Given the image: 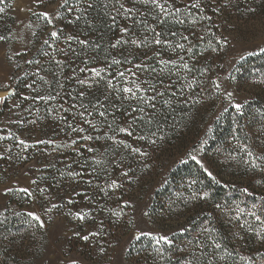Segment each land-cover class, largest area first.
<instances>
[{
	"label": "rangeland",
	"instance_id": "obj_1",
	"mask_svg": "<svg viewBox=\"0 0 264 264\" xmlns=\"http://www.w3.org/2000/svg\"><path fill=\"white\" fill-rule=\"evenodd\" d=\"M160 2L165 4L168 14H173L176 8H180V13L187 20L189 19L181 25L184 36L170 39L168 42L171 45L169 49H173L172 53L182 52L184 47L180 48L179 45L192 43L191 37L197 32H206L208 36L210 34V38H216L221 44L219 50L214 47L215 51L211 48L208 52L201 53L208 61L216 62L213 81L219 82L222 90L231 91L235 102L243 103L244 107L255 100L261 92L263 81L256 77L246 79L242 72L243 64L248 58L264 54L260 51L264 48V0H244L240 3L237 0L227 6L224 0H199L200 9L192 7L194 0H160ZM81 3L79 6H82ZM77 5V0H68L67 4L64 0H44L43 4L36 3L35 0H13L10 6L14 23L9 30L8 39L0 41V96L4 97L0 100V137H4L0 139V220L10 215L11 219L15 218L19 221L22 212H35L44 221L45 227L40 228L38 222L36 224V221L32 220L31 223L26 224L28 227L19 228L8 236L9 246L4 250L5 255L2 260L0 259V264H71L73 260H76L77 264L152 263L155 258L153 254H130L131 247L138 241L134 233L143 231L153 234L143 237L167 235L171 239L187 224L188 218L207 209V201L196 197L175 203L169 212L163 214L154 208L156 194L166 185L173 168L182 161L190 160L189 153L196 155L198 160L202 161L204 168L211 171L221 183L227 182L226 185L234 187L238 184H248L247 181L237 179L235 176L229 177L223 166L217 163L215 166L204 155L205 142L214 124L233 108L223 91L216 90L214 100L200 101L196 107L193 104L185 106L183 109L186 112L176 118V131H172V135H164V138L161 137L162 139L157 141L155 139L146 141L147 146L141 148L142 152L148 154L145 157L137 153L138 155L133 158L131 153L122 149L123 143L127 142L129 137L125 136L127 133L119 132L118 129L126 125L120 122L116 124L112 118H104L102 124H105L106 128L101 135L85 133L87 129L85 115L82 117L80 112L75 113V110H72L74 116L71 119L59 112L50 119L34 124L35 126L30 129L22 128V118L30 114L34 106H39V102L43 100L48 101L53 98L57 100L63 95L62 88L66 80L70 83L74 80L77 84L80 80H85L86 90L89 92L88 95L92 96V101L100 94L103 101L111 95L114 97L115 94H120L118 89L132 87L136 97H131L128 93L129 99L132 102L140 99L143 105L129 102L124 106L128 108L131 106L133 109H153L151 105L155 102L144 99L143 92L151 88L152 81L145 71L152 68L157 59L167 60L160 56L156 47L152 49L138 41L134 46L130 45L129 50L123 55L125 65L120 66L111 78L106 76L113 71L104 69V66L96 67L103 69L101 76L96 78L90 71L93 67H88L87 63L82 64L81 69L84 71L80 70L78 75L66 72V65H62L67 63L65 54L54 59L50 58L55 63L54 66L50 64L51 61L47 63L46 60L36 65L33 60L34 55L45 41L50 40L51 31L59 33V38L54 37L56 40H68V36H73L72 32L65 31L64 27L68 25L71 28V12L79 11L80 7ZM148 6L149 9L157 10L156 13L159 15H165L152 4L149 3ZM44 11L52 14L51 24L40 17L39 14ZM201 14L211 17V24L203 23L200 19L203 17ZM194 18L197 20L195 21ZM131 31V29L127 32L121 31L117 40L130 37L133 34ZM74 32L80 33V29L74 26ZM225 39L228 43L222 46V41ZM65 42L69 46L67 43L69 41ZM188 47L190 51L195 49L191 45ZM241 55L244 56L243 60L240 59ZM153 56L155 58L151 60ZM137 65L141 67L138 68ZM52 67H55L56 71L49 73L47 70ZM121 72L124 73L123 77L119 75ZM103 73L106 75H102ZM23 78L27 81H21ZM109 80L112 81L115 89L108 87ZM152 83L156 84L157 81ZM136 85H139L143 91L136 89ZM9 91H12L11 95H6L5 93ZM193 96L195 95L191 98L194 101ZM67 104L69 101L64 108L70 111ZM83 106L80 105L76 110L88 108L87 103ZM155 107L157 108V105ZM225 108L227 111L224 110ZM80 128L84 131L80 132ZM94 128L100 129L98 126ZM258 130L264 137V125ZM84 136H92L93 139H82L81 137ZM131 139L137 140V142L132 141V144H137L139 147V135H132ZM16 140L25 141L26 147L15 144ZM39 141H52L53 148L46 151L43 149L40 155L30 161H24L20 154L16 159L11 155L5 156L12 153L10 148H13L14 152L17 150L26 152L29 145L38 144ZM73 141L76 143L73 144ZM81 143L86 149L88 148V153L83 157L81 152L77 153ZM90 148L93 151H89ZM44 151L45 153H42ZM71 152L85 159L84 164L86 162L87 166L92 168L87 172V182L102 177L107 183L94 193L76 184L62 191L54 189L50 192L45 188L47 195L43 194L44 191L40 190L44 187L37 185L39 177L45 174L44 170L48 166L57 162L64 164L67 161L70 164L71 159L67 160V156H70ZM222 159L224 161L225 158ZM125 171L128 172V177L122 175ZM78 180L76 177L77 182ZM113 180L121 185L114 193L113 190L107 189ZM8 188L12 191H7ZM22 188H28L32 193L30 203L25 206L19 205L22 197L14 194ZM80 192L83 194L82 197L78 196ZM98 193L102 195L99 196ZM126 200L131 201V207L124 205ZM78 212L86 214V218L78 220L76 218ZM145 212L148 213L147 216L144 215ZM116 213L121 215L117 216ZM94 232H99L100 235L92 236L91 233ZM75 233L80 235L77 236ZM85 235L89 236V240L81 239ZM192 245L188 242L184 243L185 248L182 250L184 255L189 254ZM101 247L105 249L103 253L99 251Z\"/></svg>",
	"mask_w": 264,
	"mask_h": 264
},
{
	"label": "trees",
	"instance_id": "obj_2",
	"mask_svg": "<svg viewBox=\"0 0 264 264\" xmlns=\"http://www.w3.org/2000/svg\"><path fill=\"white\" fill-rule=\"evenodd\" d=\"M12 1L0 0V8H4V12L0 13V35L7 39L14 23V16L10 11ZM241 1L244 0H239V3ZM81 2L82 6H79V3L77 5L80 7L79 11L71 12V28L66 25L64 30L72 32V37L87 40L89 44L85 46L78 43L76 39L70 40V36L68 40H56L51 37L47 43L38 48L34 55L33 60L36 65L46 60L47 63L51 61L50 64L54 66L55 63L50 58L54 59L56 56L65 54L67 63L62 65H66V72L78 75L82 64L87 63L88 67L104 66V69L112 70L113 72H108L109 75L106 76V78H111L120 66L125 65L123 55L129 50L130 45L134 46L132 41L142 42L144 46L152 49L156 47L160 56L167 59L166 61L154 60V67L145 71V74L152 78L150 86L152 89H146L143 92L144 99L155 102L157 108H150V110L145 108L143 112H133L131 106L128 108L124 104L131 102L143 105L142 100L137 99L132 102L128 93L123 92L114 93V97L111 95L103 101L100 94L92 101V96L88 95L89 92L86 90V84L81 86L74 80L71 83L66 80L62 88L63 95L60 98L39 102V106H34V110L22 118L23 129H30L35 126L34 124L37 125L42 120L50 119L59 112L71 119L74 116L72 110H75V113L85 112L86 107L84 110L76 109L87 103L85 118L86 121H91V124H86L85 133L101 135L106 128V125L102 124L104 118H112L116 124L120 122L130 128L134 136L145 137L139 140L138 148L143 149L147 146L146 141L153 139L157 141L162 139L161 137L172 135V131H176V118L186 112L183 109L185 106L193 104L196 107L200 101L214 100L216 88L213 74L216 62L208 61L201 53H206L214 47L219 50L221 44L216 38H210V34L208 36L206 32H197L191 37L192 43L185 44L182 52L172 53L173 49H169L171 45L168 42L170 39L183 37L181 25L189 21L180 12L159 15L156 13L157 10L149 9L150 6L147 7L149 3L145 4L142 0H82ZM89 4L92 7H88ZM121 4L125 9H133V11L130 14L126 13L121 8ZM77 16H80L79 20L76 19ZM202 22L211 24L212 21L205 19ZM74 26L80 29V33L74 32ZM126 27L128 30L131 29L133 34L130 33V37L127 38L122 37L121 43L113 47L112 45L120 38L122 29ZM201 36L203 37L200 38ZM155 39H160L162 43H154ZM65 41H69L67 42L69 46ZM190 45L194 46L193 51L189 50ZM154 58L155 56L151 60ZM113 61H119V63H113ZM185 63L188 64L187 69L183 67ZM47 71L54 73L56 68L52 67ZM242 73L246 79L256 77L262 80L261 92L255 100L245 105L240 113L231 108L220 120L216 121L205 142L204 155L215 166L216 163L223 166L229 177L235 176L237 179L247 181L248 184H238L234 187L226 185L227 182L215 183L204 168L192 159L176 165L170 172L166 185L156 194L154 208L163 214L169 212L175 203L196 197L207 201V209L188 218L187 224L171 238L173 241L171 245L164 243L157 245L154 238L143 237L131 247V255L153 254L154 261L148 264H217L218 262L219 264H264V240L260 238L264 235V223L255 222L254 216L251 215L255 212L264 219V190H262L264 189V137L258 130L261 125H264V54L248 58L243 64ZM102 75L105 76L106 73ZM21 81L24 82L27 79L23 78ZM153 81L157 83L154 84ZM81 93L83 95H80ZM192 95H195L193 96L194 101L191 98ZM153 96L155 100L151 99ZM68 101L70 111L64 108ZM100 112L106 114L100 116ZM133 116L137 117L134 123L132 122ZM92 125L100 129L95 130ZM125 136L129 137V140L123 143L122 149L131 153L134 158L138 154L125 145L130 144L133 148H137V144H132V141L137 142V140L131 139V136L127 134ZM15 144L26 147L17 140ZM52 148L53 145L48 142L32 144L28 146L26 152L19 150L14 152L13 148H10L12 153L5 154V156L11 155L13 159H16L20 154L24 161H30L38 154L40 155L43 149L46 151ZM78 150L77 153L81 152L82 157L88 153V148L82 146V143ZM248 152L253 154L252 157L247 155ZM78 154L71 152L70 156H67V160L71 159L70 164L66 161L64 164L57 162L55 165L48 166L44 170L45 174L39 177L37 185L43 186V190L46 188V191L50 192L54 189L62 191L76 184L82 185L84 190L89 192L99 191L107 181H104L102 177H97L87 182V172L92 168H89L86 162L84 164L85 159H81ZM222 158H225L224 161ZM254 164H258L259 167H254ZM70 173L79 175L73 176L69 175ZM76 177L79 179L78 182ZM251 185L260 187V189L257 190ZM244 188L250 190L245 193ZM107 189L113 190L112 193H114L119 188L108 187ZM46 191L43 194H46ZM203 192H208L210 195L203 198ZM14 194L22 197L20 206L30 203V196L26 193L16 191ZM100 194L97 195L100 196ZM78 196L82 197L83 194L80 192ZM13 201L16 202L14 199ZM241 208L244 209L243 212L239 211ZM19 216V221L15 218L11 219L10 215L0 220L1 260L5 255L4 250L9 246L8 236L19 228L28 227L26 224L32 222V218L26 212H22ZM186 242L193 244V248L189 249V254L184 255L182 250ZM217 244L220 245L219 248L216 247Z\"/></svg>",
	"mask_w": 264,
	"mask_h": 264
},
{
	"label": "snow or ice",
	"instance_id": "obj_3",
	"mask_svg": "<svg viewBox=\"0 0 264 264\" xmlns=\"http://www.w3.org/2000/svg\"><path fill=\"white\" fill-rule=\"evenodd\" d=\"M35 2H36V3H39V4H43V3H44V0H35ZM67 2H68V0H64V3H65V4H67ZM77 2L80 3L81 0H77ZM142 2H143V3H146V4H147V3H150V4H152L155 8L159 9V11H160L161 13H164L165 15L168 14V10H167L165 4H164V3H161L160 0H142ZM231 2H232V0H224V4H225V6H227L228 4H231ZM88 7H92V5L89 4ZM192 7L197 8V9H200V8H201V3L199 2V0H194V3L192 4ZM121 8H122L126 13H129V14L133 11V9H125L124 6H123L122 4H121ZM71 10H72V9H69V11H71ZM219 10H220V9L218 8L217 11H219ZM175 11H176V12H180L181 9H180V8H176ZM249 11H254V10L249 9ZM2 12H4V8H0V13H2ZM81 12H82V10H81ZM39 15H40V17L43 18L47 23H49V24L52 23V21H53V16H52V14H51L50 12H48V11H44V12L40 13ZM76 19L79 20V19H80V16H77ZM200 19H201V20H205V19L210 20L211 17L203 16V17H201ZM113 20H115V17H113ZM194 23H195V21H194ZM122 31L127 32L128 29H127V28H124V29H122ZM50 36L59 38V33H58L57 31H51V32H50ZM6 39H7V37H5V36H3V35H0V41H5ZM69 39H70V40H71V39H76V40L78 41V43H80V44H82V45H85V46H87V45L89 44V42H88L87 40H79V39L76 38V37H69ZM124 42L127 43V41H124ZM45 43H47V41H45ZM119 43H121V41H120V40H117L116 43L113 44L112 46H113V47H116V45L119 44ZM132 43H136V41H132ZM154 43H156V44H161L162 41H161L160 39H155V40H154ZM227 43H228V41H227L226 39L223 40V41H222V46H223V45H226ZM179 47H180V48H183L184 45L181 44V45H179ZM215 50H216V49L213 48V51H215ZM260 51H261V52H264V48H261ZM251 54H252V53H249V55H251ZM240 59L243 60V59H244V56L241 55ZM29 63H31V61H29ZM113 63H119V61H113ZM161 63H164V61H161ZM137 67L139 68V67H141V66H140V65H137ZM183 67H184L185 69H187V68H188V64H187V63L183 64ZM81 71H84V69H81ZM90 71L92 72V74H93L95 77H100V76H101V72L103 71V69H96V68H93V69H91ZM119 75H120L121 77H123V76H124V73L121 72V73H119ZM79 83H81V84H85L86 81H85V80H80ZM107 84H108V87H110V88H114V89H115V86L112 84V81H111V80H109V81L107 82ZM28 87H31V85H28ZM215 88H216L217 92H221V91H223L224 96H225L226 99L228 100L229 104H230V105L236 110V112L240 113V112L242 111V109H243V107H244L243 103L235 102L234 94H233L231 91H227L226 89H223V90H222V89H221V85H220L219 82L215 83ZM136 89H139V90L143 91V89H140V86H139V85H136ZM117 91H118V92H123V93H129V94H131V97H136V92L134 91V89H133L132 87H124V88H122V89H118ZM80 95H83V93H81ZM161 95H162V94H161ZM131 97H130V98H131ZM2 99H4V97H3V96H0V100H2ZM151 99H152V100H155V96L151 97ZM146 102H147V101H146ZM166 103H167V101H166ZM82 107H84V106L82 105ZM101 107H103V105H101ZM151 107L154 108L155 105L152 104ZM224 110L227 111V108H225ZM86 111H87V109L85 108V112H86ZM137 111H139V112H143L144 110H143L142 108H139V109L134 108V109H133V112H137ZM85 112H81L80 115L83 117V116L85 115ZM88 114L90 115L91 113H88ZM105 114H106L105 112H100V113H99L100 116H104ZM141 119H142V117H141ZM136 120H137V117H136V116H133V117H132V122L134 123ZM86 123L91 124V121H86ZM92 126L95 127V125H92ZM74 130H75V129H74ZM79 131H80V132H83L84 129H83V128H80ZM118 131H119V132H122V133H127L128 136H132V135H133V132H132L131 129L128 128V127H119ZM209 131H211V129H209ZM3 138H4V137H0V139H3ZM81 138H82V139H85V140H92V139H93L92 136H84V137H81ZM110 139H115V137H110ZM139 139H145V137H139ZM39 142H40V143H44V141H39ZM20 143H21V144H25V141L21 140ZM48 143H52V141H48ZM72 143L75 144L76 141H73ZM152 143H155V141H152ZM125 147L129 148V149H130L132 152H134V153H138L141 157H145V156L148 155L147 153L142 152L141 149L138 148V147H137V148H133L132 145H130V144L125 145ZM89 151H93V149L90 148ZM188 155H189L190 159H192L193 161H196L197 163L200 164V166H201L202 168H204V165H203L202 161H201V160H198V158H197L196 155H192V154H190V153H189ZM247 155H248L249 157H252L253 154H252L251 152H248ZM182 162H183V161H182ZM254 167H259V165H258V164H254ZM204 171L207 173V175H208V176H209V177H210L215 183H220L219 180H216V177L213 175V173H212L211 171H209L207 168H204ZM69 175H79V174H78V173H70ZM122 175L125 176V177H128V172L125 171V172L122 173ZM33 183H35V181H33ZM109 187L112 188V189H117V188L121 187V185L118 184L115 180H113V181L111 182V184L109 185ZM7 191L10 192V191H12V189H11V188H8ZM20 191L26 193V194L29 195V196L32 195V193L29 191L28 188H22V189H20ZM40 191L43 192L44 190L41 189ZM243 191H244L245 193H247V192H248V189H247V188H244ZM202 195H203V198H207L210 194H209L208 192H203ZM124 205H125L126 207H131V206H132L131 201H127V200L124 201ZM53 207H56V205H53ZM217 207H220V205H217ZM253 207H255V205H254ZM239 211H240V212H243L244 209L241 208V209H239ZM27 215H28L29 217H31L32 220H35L36 222H38L40 228H44V227H45V223H44V221L41 219V217H40L38 214H36L35 212H28ZM116 215L119 216V215H121V213H116ZM144 215L147 216L148 213L145 212ZM251 215L254 216V218H255L257 221H261V223H264V219H262L261 216L256 215L255 212H252ZM76 218H77L78 220H84V219L86 218V214H82V213H79V212H78V213H76ZM130 222H131V221H130ZM75 235L79 236L80 234H79V233H75ZM91 235H92V236H99L100 233H99V232H94V233H91ZM133 235H134L135 239L139 240V239H140L141 237H143V236H149V235H153V234H152V233H145V232H143V231H140L138 234H137V233H134ZM260 238H261L262 240H264V235H261ZM81 239L87 241V240H89V236H88V235L82 236ZM154 239H155V243H156L157 245H160V244H162V243H164V244H168V245H171V244L173 243L172 239H170L169 236H167V235H156V236L154 237ZM216 247L219 248L220 245L217 244ZM157 250L159 251V249H157ZM99 251H100L101 253H103V252L105 251V249H104L103 247H101V248L99 249ZM71 264H77V261H76V260H73V261L71 262Z\"/></svg>",
	"mask_w": 264,
	"mask_h": 264
},
{
	"label": "water",
	"instance_id": "obj_4",
	"mask_svg": "<svg viewBox=\"0 0 264 264\" xmlns=\"http://www.w3.org/2000/svg\"><path fill=\"white\" fill-rule=\"evenodd\" d=\"M11 92H12V91H9V92H7V93H5V94H6V95H11Z\"/></svg>",
	"mask_w": 264,
	"mask_h": 264
}]
</instances>
